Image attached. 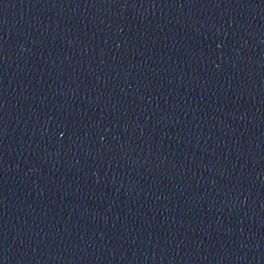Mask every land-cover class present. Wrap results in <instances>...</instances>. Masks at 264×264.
<instances>
[{"label":"water","instance_id":"1","mask_svg":"<svg viewBox=\"0 0 264 264\" xmlns=\"http://www.w3.org/2000/svg\"><path fill=\"white\" fill-rule=\"evenodd\" d=\"M0 264H264V0H0Z\"/></svg>","mask_w":264,"mask_h":264}]
</instances>
